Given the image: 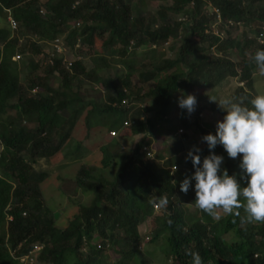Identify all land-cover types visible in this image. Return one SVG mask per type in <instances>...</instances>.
<instances>
[{"label": "trees", "instance_id": "obj_1", "mask_svg": "<svg viewBox=\"0 0 264 264\" xmlns=\"http://www.w3.org/2000/svg\"><path fill=\"white\" fill-rule=\"evenodd\" d=\"M152 3L153 11L144 0H0V264H22L18 257L33 244L41 248L32 264H192L187 248L203 264H264V223L249 222L243 209L213 219L196 207L194 181L180 191L195 171L186 160L193 141L202 162L210 152L201 138L216 126L201 108L189 115L177 106L182 94L197 96L227 79L242 82L230 99L250 101L259 78L250 56L264 49V0ZM54 38L58 52L50 48ZM165 49L173 56L162 61ZM84 80L104 96L83 93ZM78 121L108 140L96 146L98 165L79 164L72 177V194L89 192V203L58 226L37 166L61 153ZM214 151L244 186L242 154L232 159L219 144ZM168 159L175 161L169 168L185 170L177 186ZM161 195L169 203L154 213L150 201Z\"/></svg>", "mask_w": 264, "mask_h": 264}, {"label": "clouds", "instance_id": "obj_2", "mask_svg": "<svg viewBox=\"0 0 264 264\" xmlns=\"http://www.w3.org/2000/svg\"><path fill=\"white\" fill-rule=\"evenodd\" d=\"M216 11L215 7H210V12ZM250 61L264 77V49H257L250 56ZM32 89L35 90L31 92L36 91L35 87ZM210 100L218 102L226 114L217 121L215 134L202 136L201 140L207 143L210 152L202 162V150L198 146L194 145L187 152L186 160H191L195 171L180 182V191L187 194L194 181L195 205L213 219H220L218 210L239 216V210L243 209L249 222L264 223V90L257 91L248 103L230 98L217 101L210 97ZM178 106L190 115L196 109L197 98L194 94H182L178 98ZM218 144L232 159L242 154L240 168L244 173V186L235 174L229 175L226 168L222 169L224 157L214 151ZM150 203L158 209H166L169 201L161 195ZM185 255L192 258V264H203L199 252L187 248Z\"/></svg>", "mask_w": 264, "mask_h": 264}, {"label": "rangeland", "instance_id": "obj_3", "mask_svg": "<svg viewBox=\"0 0 264 264\" xmlns=\"http://www.w3.org/2000/svg\"><path fill=\"white\" fill-rule=\"evenodd\" d=\"M147 5H152L151 11L154 9V3H152V0H144ZM151 7V6H150ZM1 23V21H0ZM104 51V50H103ZM138 51V50H137ZM164 56L161 58L162 61H164L166 58H170L173 56V52L169 49L164 50ZM109 52L107 50L104 51V54L107 55ZM82 57L84 59H87V55L83 54ZM14 58V57H13ZM17 59V58H14ZM154 63H157V65L161 64L160 60H155ZM258 77H254L253 83H252V90L256 94L259 90H264V77L260 76L258 71L256 72ZM20 80H23V75H19ZM56 80L53 79L51 76L48 79V82L51 84H54ZM83 90L85 94L91 96V97H101L104 96L103 88L99 86H95L90 84L88 81H83ZM242 84V82H238L235 79H227V82L224 84H220L212 89L210 88H203L198 89L196 91V98H197V108H201L203 111V114L201 117H207L208 122L212 124V126H217V121L222 120L223 116L220 114L217 110L224 111L218 104V102L210 100L211 98H214L217 101H220L221 99L230 98L229 94L234 85ZM244 86V85H243ZM245 89L248 88V86H244ZM178 106V105H177ZM177 106H175L171 111H169L168 116L169 117H175L177 114ZM211 106L215 107L216 110L211 112L209 109ZM225 112V111H224ZM226 114V112H225ZM200 117V118H201ZM92 129L86 130V127L81 121H78L75 125L73 136L68 139L66 142V145L64 146L63 150H61V153L54 156V160L48 161V162H40L39 166L37 168H40L44 173V177L41 180L40 187L42 189L44 198L46 200V203L49 208L52 209L53 214L56 217V222L58 223V226H61L63 222L65 221L66 217H68L73 211H76L77 205H87L89 203V200L91 198V194L89 192L84 193L83 195L79 194L78 192L73 191L72 186V177L75 174V170L79 164L84 163H95L97 164V159L99 157V153L97 150V145L101 143L102 140H108V134H102L97 131L96 127H91ZM128 130H124L123 132H127ZM175 136V134H173ZM135 137L133 138H126V142L130 140V143L132 144L134 142ZM132 140V141H131ZM171 140V137H170ZM127 143L122 142L119 139V145L122 150H125V147ZM198 145V141L195 139L193 141V144L191 145L190 149L194 146ZM76 146L78 148L76 149ZM129 146V145H128ZM161 145H159L160 147ZM1 148V145H0ZM153 148L156 150V145H153ZM68 151L70 152H77L73 156H67L63 153ZM168 158V157H167ZM166 158V159H167ZM119 162V160H118ZM175 163L173 159H168L166 164L167 168L171 170L173 177L175 178L176 186L178 185V179L182 177V173L185 172L181 167L176 166L175 171L174 169L169 168L171 164ZM98 165V164H97ZM116 168L115 165L111 164V167L109 169H106L104 171L105 175L110 176L112 174V169ZM179 190L176 189L175 195L178 198V200H182ZM70 198H78L79 201H72ZM70 200V201H69ZM187 207L188 205L185 204ZM221 212V215L224 214L222 210H218ZM154 213H159L158 208L156 207V210ZM146 230L149 229V227L153 226V223L150 218H147L146 222ZM159 262L161 260V257L159 256V259H157ZM163 260V258H162Z\"/></svg>", "mask_w": 264, "mask_h": 264}, {"label": "built area", "instance_id": "obj_4", "mask_svg": "<svg viewBox=\"0 0 264 264\" xmlns=\"http://www.w3.org/2000/svg\"><path fill=\"white\" fill-rule=\"evenodd\" d=\"M7 10V9H6ZM6 20L7 22L9 23L10 27L11 28H15V22L14 20L11 18L10 15H7L6 17ZM61 41H60V38H54L52 41H51V44H50V48L51 50L54 49L55 51H60L61 50ZM164 45L167 44V41H165L163 43ZM15 58H17L18 56L15 55L14 56ZM69 65V62H67V66ZM35 89H32L31 91H34ZM141 118V117H139ZM122 125L123 126H127L128 125V121L127 120H124L122 122ZM178 132H180V129L177 130ZM109 135L113 136L115 135V132L113 131H110L109 132ZM154 207H156L155 205H153ZM41 248V245L39 244H33L31 249H29L25 254L21 255L19 257V262H21L22 264H32L33 263V254L37 251H39V249Z\"/></svg>", "mask_w": 264, "mask_h": 264}]
</instances>
